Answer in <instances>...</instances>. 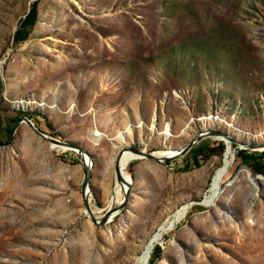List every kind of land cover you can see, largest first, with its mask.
I'll return each instance as SVG.
<instances>
[{
    "label": "rangeland",
    "instance_id": "1",
    "mask_svg": "<svg viewBox=\"0 0 264 264\" xmlns=\"http://www.w3.org/2000/svg\"><path fill=\"white\" fill-rule=\"evenodd\" d=\"M0 114L2 135L29 115L90 153L102 220L127 146L173 151L203 128L264 143V0H0ZM4 142L0 264H151L159 242L156 264H264V174L236 143L217 184L226 145L211 136L167 164L131 161L127 204L101 227L86 214L79 152L52 149L25 123ZM243 151L263 152L264 165V149Z\"/></svg>",
    "mask_w": 264,
    "mask_h": 264
},
{
    "label": "water",
    "instance_id": "2",
    "mask_svg": "<svg viewBox=\"0 0 264 264\" xmlns=\"http://www.w3.org/2000/svg\"><path fill=\"white\" fill-rule=\"evenodd\" d=\"M24 123L29 125L30 127H32V130L34 132H36L40 137L46 139L49 144H55L58 146L65 147L67 149H71V150L77 149L78 152L81 153L82 162L84 164V180H83V186H82L84 207L88 211V215L90 216L92 221L97 226H101V227L107 225L114 218H116L117 214L126 206L127 201L129 199V195L131 193V189L133 187L132 180L129 179V177L126 174V170H124V168L122 167V164H121L122 158H123L124 153L126 151L125 149L131 150L134 153H137V154L143 156L144 158H149L151 160H155L158 163L167 164V163L177 159L178 157L185 155L193 147V145L196 142L200 141L202 138H204L206 136H222V137H225L227 140L231 141L232 143H236L237 147H238V145H240L239 140L232 139V137L225 132L203 128V130L201 132H198L197 135L192 137V139L187 144H185L183 147L179 148L173 154H169V155L164 156V157L157 155L156 151L149 152V151H147V149L132 148L130 146H127L130 148H123L122 150H120V152L117 155L115 170H116V173H117L119 180L127 185L126 195L124 196V198L122 199V201L119 204L112 206V208L106 213V215L102 218V220H98V218L95 215L92 204H91V193H92L91 182L93 179L94 162H93V159H92V156L90 155V153L78 144H74L72 142L71 143L63 142V141H60L56 138H53V137L41 132L35 126L33 121L31 119H29L28 117H23L22 119H20V121L17 123V125L14 127V129L12 131L11 139L13 138V136L16 133V131L18 130V128ZM260 145H262L264 147V143H262ZM7 146H8V143H0V147H2V148H6ZM248 147H250L252 149V151H257L253 148L254 147L253 144H248ZM239 149L245 150L247 148L239 147ZM258 151H261V150H258ZM158 244L162 245V242H159Z\"/></svg>",
    "mask_w": 264,
    "mask_h": 264
},
{
    "label": "trees",
    "instance_id": "3",
    "mask_svg": "<svg viewBox=\"0 0 264 264\" xmlns=\"http://www.w3.org/2000/svg\"><path fill=\"white\" fill-rule=\"evenodd\" d=\"M37 18H38V1H35L31 5V8H30L28 14L26 15V17L24 18V20L22 21L21 25L19 26V28L16 31V35H15V40L16 41L20 42V41H23V40L26 39V37L32 31L34 25L36 24ZM25 116H27L29 119L32 120V118L29 115H25ZM9 121L13 125L12 126H6L4 135H2V133H1L2 116L0 114V143H5L4 141H11L12 140L11 139L12 131L14 129V126L20 121V118H11V119H9ZM2 136L4 138H2ZM4 139H6V140H4ZM232 146L234 147L235 145L232 144ZM221 149H223V145L221 146ZM202 151L203 150L200 148V149H198V151H196L193 154L194 164L196 166H199V163H198V160H197V156ZM209 152H210V154L211 153L212 154L215 153L216 152V148H213V147L209 148ZM237 154L240 156L241 162L243 164L251 165L259 173L264 174V165L260 162V160L257 159L258 156H263V152H261L260 155H258V156H253V154H247L243 150H237ZM162 253H163L162 246L160 244H156L155 247H154L153 253L151 255V258H150V263L151 264H156L159 260H161Z\"/></svg>",
    "mask_w": 264,
    "mask_h": 264
},
{
    "label": "bare ground",
    "instance_id": "4",
    "mask_svg": "<svg viewBox=\"0 0 264 264\" xmlns=\"http://www.w3.org/2000/svg\"><path fill=\"white\" fill-rule=\"evenodd\" d=\"M77 31H79V28L81 27V25L80 24H77ZM92 42V40L90 41V42H88V44H90ZM60 64L62 65V67H63V63H61L60 62ZM211 137H213V138H215V139H217V140H220V141H223L224 143H225V145H226V152H225V155H224V157H223V164H222V167L219 169V171L216 173V175L214 176V181H215V183L217 184V182L218 181H220V179L221 178H223V175L225 174V172H226V170H227V168H228V166H229V164H230V160H231V158H232V156H233V154H234V149H233V147L231 146V141H229V140H227L225 137H222V136H211ZM240 142V141H239ZM248 144H250V143H243V142H240V145H238V148L239 147H241V148H247V149H249V150H252L250 147H248ZM50 147L52 148V149H57V150H70V151H75V152H77L78 153V150L76 149V150H71V149H67V148H65V147H62V146H58V145H55V144H50ZM127 148H130V147H127ZM255 150H263L264 149V147L262 146V145H257V146H255L254 145V147H253ZM126 151H125V153H124V156H123V158H122V161H121V164H122V167L124 168V170H125V167L127 166V164L128 163H130L131 161H133V160H136V159H140V158H143L144 159V157L143 156H141V155H139V154H137V153H134L133 151H131V150H128V149H125ZM178 149H174L173 151H171V150H168V151H162V152H156V154L157 155H160V156H162V157H164V156H167V155H169V154H173L174 152H176ZM81 154V153H80ZM126 174H127V172H126ZM127 176L129 177V179L130 180H132V182L134 183V180H133V178L131 177V176H129L128 174H127ZM117 178H118V176H117V173H116V170H115V175H114V189H115V194H116V197H115V202L114 203H120L121 201H122V199H121V193H120V191L118 192V184L120 185V184H122V182L119 180V178H118V182H117ZM219 183V182H218ZM126 185V184H125ZM127 186V185H126ZM213 191V190H212ZM215 191H216V188L214 187V192L212 193V195H214L215 194ZM212 195H211V197H212ZM211 197H210V199H211ZM121 199V200H120ZM120 200V201H119ZM209 203V201L207 202L206 201V204H208ZM95 212V211H94ZM86 214L88 215V211L86 210ZM96 214V213H95ZM89 216V215H88ZM90 217V216H89ZM160 237V236H159ZM151 249V245L149 244V246H148V250H150Z\"/></svg>",
    "mask_w": 264,
    "mask_h": 264
}]
</instances>
